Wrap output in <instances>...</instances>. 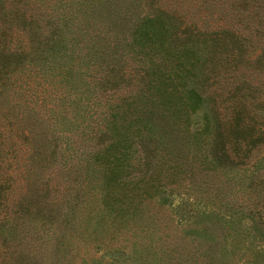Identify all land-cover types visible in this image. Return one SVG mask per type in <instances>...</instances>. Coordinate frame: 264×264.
<instances>
[{"label":"trees","instance_id":"16d2710c","mask_svg":"<svg viewBox=\"0 0 264 264\" xmlns=\"http://www.w3.org/2000/svg\"><path fill=\"white\" fill-rule=\"evenodd\" d=\"M150 204L197 233L183 264H264V0H0V264H74Z\"/></svg>","mask_w":264,"mask_h":264},{"label":"rangeland","instance_id":"374dc122","mask_svg":"<svg viewBox=\"0 0 264 264\" xmlns=\"http://www.w3.org/2000/svg\"><path fill=\"white\" fill-rule=\"evenodd\" d=\"M168 193L171 194L163 198L164 203L171 202L176 204L177 199H179L178 197L191 195V191L182 183L174 184L171 188H167L166 194ZM148 208L152 211H158V216L161 213L163 222H165L166 215L168 216L169 214L168 224L160 226L159 224L162 221L157 216H153L150 219L157 224L155 227H149L146 228L147 230H143V227L146 225H152L149 223L150 219H146L144 221L145 223L136 230L137 236L135 238L130 237L129 233L123 230L119 235L112 237L107 243L102 242L98 233L90 234L91 230H82L83 236L80 241L77 244L73 243L69 245V261L74 264H167L166 258L158 259L161 255L158 249L163 245L164 236L169 248L173 251L172 257L174 258L168 260L169 264H183V258L189 257V255L185 256L186 252H183L180 246L185 244L191 250L196 245L194 239H196L197 233L185 226L177 227L175 225V221L179 218L178 213H181V210L177 214H173L170 209L165 207V204L158 205V207L155 204H150ZM161 208H165L164 211ZM189 221L192 220L190 219ZM211 223L214 227H217V224H214L213 221ZM209 231L208 234L211 235L212 241H214L212 246V243L210 244L211 248L215 250L221 249V244L226 242L223 237L224 232L222 230L219 231L218 228H211ZM122 237H125L127 240H123ZM137 237L138 239L136 240ZM130 243L132 244L130 245ZM172 243H174V246H171ZM227 243L231 244L232 242L227 241ZM108 245L114 246L115 248L122 247L121 250L123 251H120L126 255H119L118 257L106 255L105 251ZM227 250H230V248H227ZM241 254L242 252L237 249H234L233 255L224 252V256L221 258L223 260L222 263L225 264L226 261V264H250L251 256L249 252L243 255ZM193 255L191 253L190 257ZM221 260L214 259L213 262L218 264Z\"/></svg>","mask_w":264,"mask_h":264}]
</instances>
